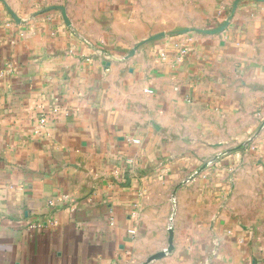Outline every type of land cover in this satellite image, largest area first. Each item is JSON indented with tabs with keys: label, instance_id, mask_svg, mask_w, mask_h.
Segmentation results:
<instances>
[{
	"label": "crops",
	"instance_id": "1",
	"mask_svg": "<svg viewBox=\"0 0 264 264\" xmlns=\"http://www.w3.org/2000/svg\"><path fill=\"white\" fill-rule=\"evenodd\" d=\"M233 1L0 0V264H264V1L167 35Z\"/></svg>",
	"mask_w": 264,
	"mask_h": 264
},
{
	"label": "water",
	"instance_id": "2",
	"mask_svg": "<svg viewBox=\"0 0 264 264\" xmlns=\"http://www.w3.org/2000/svg\"><path fill=\"white\" fill-rule=\"evenodd\" d=\"M240 0H234L233 1V4L231 6V9H230V12L229 14L226 16V18L223 20V22L218 25L216 28L214 29H198V28H186V29H182V30H175V31H171V32H168L167 35H179V34H184V33H187V32H200V33H206V32H210V33H215V32H219L221 30L224 29V27L229 23L230 21V18L232 17L233 13H234V10L238 4ZM258 1H264V0H258ZM7 10L9 11V13L11 14V16L13 17V19L17 22H20V19L6 6ZM58 10L61 14V17H62V20L63 22L68 26L70 24L67 16H66V10H65V7L62 6V5H50V6H47V7H44L42 8L41 10H39V12H44V11H49V10ZM166 36V34H158V35H154V36H149L147 37L146 39L144 40H141L139 42H137L132 48L131 50L128 52L127 56H130L134 53L135 49L137 48V46H139L140 44H143L145 42H150V41H154V40H157V39H160L161 37H164ZM169 236H168V241L171 242V239H172V230L169 229ZM170 248V246L168 247ZM159 255H162V252L158 253V254H154L151 256V258H155ZM151 258H148V260H150Z\"/></svg>",
	"mask_w": 264,
	"mask_h": 264
},
{
	"label": "built area",
	"instance_id": "3",
	"mask_svg": "<svg viewBox=\"0 0 264 264\" xmlns=\"http://www.w3.org/2000/svg\"><path fill=\"white\" fill-rule=\"evenodd\" d=\"M191 33L192 32H187V33H184V34H179V35H173V36H178L179 38H182L181 40H177L174 44H175V47L177 49V52L175 54V56L173 57V62L174 63H180L184 57L186 56L187 54V51H188V48L187 46L185 45V42L186 41H189L190 40V36H191ZM96 52L98 53H103V54H107L106 52H102L100 50H96ZM165 53L164 52H161L160 53V57L162 59H165ZM147 92H151L150 90H146ZM134 142H138V139H133Z\"/></svg>",
	"mask_w": 264,
	"mask_h": 264
}]
</instances>
